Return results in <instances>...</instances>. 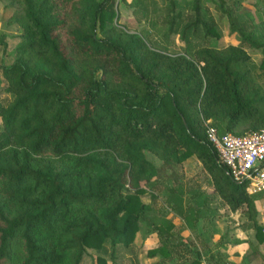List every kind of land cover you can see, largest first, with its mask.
I'll use <instances>...</instances> for the list:
<instances>
[{
	"label": "trees",
	"instance_id": "16d2710c",
	"mask_svg": "<svg viewBox=\"0 0 264 264\" xmlns=\"http://www.w3.org/2000/svg\"><path fill=\"white\" fill-rule=\"evenodd\" d=\"M4 1L12 8L6 22L19 34L11 62L0 64L7 94L0 97V264H79L88 250L94 264H107V249L113 263L116 246H132L146 220L141 197L154 170L146 152L164 168L194 156L208 175L212 192L170 189L171 209L187 229L217 218L219 202L239 213L256 243L264 240L259 195L231 178L205 133L207 125L217 136L264 127L256 74L264 71V0H255L263 12L257 22L240 10L243 0H165L159 31L163 39L175 34L181 53L119 23V3L139 22L152 0ZM207 3L225 16L236 43L217 44ZM245 48L259 50L257 64ZM147 222L158 244L146 256L167 264L185 242L169 241L170 219ZM214 233L212 226L208 238ZM228 237L223 232L206 250L212 264H248L247 254L221 262L236 242ZM200 252L185 264H200Z\"/></svg>",
	"mask_w": 264,
	"mask_h": 264
},
{
	"label": "rangeland",
	"instance_id": "374dc122",
	"mask_svg": "<svg viewBox=\"0 0 264 264\" xmlns=\"http://www.w3.org/2000/svg\"><path fill=\"white\" fill-rule=\"evenodd\" d=\"M152 1L153 3L148 4L149 13L147 14V18L139 22L135 20L131 6L119 3L117 6L119 23L143 36L148 35L150 40L154 41L160 49L168 53L183 52L182 43L175 34H169L166 39H163L161 31H159L160 21L164 17L163 8L165 6V0ZM231 1L232 0H225L226 3H230ZM206 6L210 10V15L215 21V27L219 33L217 44L226 45L229 43H236L237 36L234 33H229L228 22L225 16L222 15L212 3H207ZM183 7L184 13L188 15L190 13L188 5L183 4ZM240 10L248 14L256 22L263 18V12L257 10L255 0H243ZM11 13L12 8L7 2L0 0V41L5 44L4 49L0 46V64L4 65L9 64L12 60L11 48L17 43L19 34V28L17 26L14 24L9 25L6 22ZM152 22H154V26L151 25ZM245 51L255 64L259 62L261 54L258 49L245 48ZM256 74L259 76V81L264 85V71L257 69ZM6 96L7 94L0 91V97ZM145 157L154 167V170L149 176L151 186L141 197V200L144 203H148L149 206L146 220L139 223V229L135 234L132 246L129 248H124L121 245L116 246L114 261H112L113 263L111 264H129L130 262H135L137 264H155L158 260V256H146L147 249L155 247L158 244L154 233L146 230V225H148L147 217H163L170 219L174 227L172 229L173 234L169 241L178 243V240L182 239L185 242V244H181L180 246L177 244V246H175L173 257L167 264H185L194 257L193 251L199 249L201 251L200 264H212V258L208 257L206 250L211 249L213 251L215 242L218 240L219 236L226 231L229 234L228 238L236 237V239L241 240L242 243L233 248L231 252L221 254V262L233 261L228 258L230 257L229 254L234 258L241 254L243 255L245 251H247V253L254 251L255 247L251 244L253 232L248 230V228L246 230H241L240 225L244 221L243 218L239 216L238 212L232 213L228 211L225 206L219 205V202L216 203L217 218L212 219L210 223L200 218L192 230L187 229L182 219L172 211L170 204L172 202V194L174 193H171L170 189L176 187V185H181L184 190H187L188 187L196 186L206 192H212V188L209 185V177L194 156L187 158L181 163L174 164L169 168L161 167L160 161L150 153L146 152ZM263 203L264 197L262 196L255 201L257 219L258 210ZM212 226L215 229V233L212 237L208 238ZM183 245L185 246L183 247ZM202 245L205 246V249L201 248ZM108 253L109 249H107L105 260H107V264H110L111 261H108ZM262 258L260 256H255L252 264H264V259ZM93 259L92 251L88 250V253L82 256L79 264H94ZM259 259H261L262 262H260Z\"/></svg>",
	"mask_w": 264,
	"mask_h": 264
},
{
	"label": "built area",
	"instance_id": "2783aa9c",
	"mask_svg": "<svg viewBox=\"0 0 264 264\" xmlns=\"http://www.w3.org/2000/svg\"><path fill=\"white\" fill-rule=\"evenodd\" d=\"M205 133L231 178L243 181L246 193L264 197V127L242 135L224 133L217 136L207 125ZM257 224L264 235V203L258 210Z\"/></svg>",
	"mask_w": 264,
	"mask_h": 264
},
{
	"label": "crops",
	"instance_id": "0c3cea01",
	"mask_svg": "<svg viewBox=\"0 0 264 264\" xmlns=\"http://www.w3.org/2000/svg\"><path fill=\"white\" fill-rule=\"evenodd\" d=\"M241 230H242V228H241ZM246 230V229H245ZM248 230H250V229H248ZM252 236H253V234H252ZM231 238H233V237H230V239ZM235 240H236V242L232 245V246H230L228 249H227V253L228 252H231L232 251V249L233 248H235V247H237L238 245H240L242 242H241V240H238V239H236V237L234 238ZM251 244L255 247V249H254V251L253 252H251V253H247V251H245L244 253H243V255L244 254H247V256H248V264H252L253 263V260H254V257L256 256H260L262 259H264V240L263 241H261V242H258V243H256L255 241H254V238L252 237V239H251ZM221 251H224V250H222L221 249ZM242 254L240 255V256H238V257H232L231 256V254H229V256L230 257H228L229 259H231V260H233V262H235V263H237V262H239L240 261V259H241V257L243 256ZM253 255H255V256H253ZM253 257V258H252ZM252 258V259H251ZM260 260V262H262V260L261 259H259Z\"/></svg>",
	"mask_w": 264,
	"mask_h": 264
}]
</instances>
